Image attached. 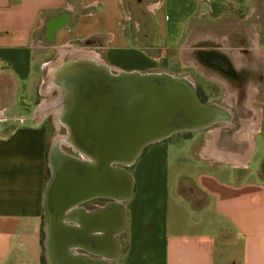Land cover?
Listing matches in <instances>:
<instances>
[{"label":"crops","instance_id":"obj_1","mask_svg":"<svg viewBox=\"0 0 264 264\" xmlns=\"http://www.w3.org/2000/svg\"><path fill=\"white\" fill-rule=\"evenodd\" d=\"M262 3L0 0V264H41L50 137L35 114L39 120L52 115L39 112L45 98L37 105L43 80L40 61L39 73L33 72V59L42 38L56 49L70 43L66 33L72 27L85 48L113 71L151 73L152 53L193 48L202 51L206 63L225 73L227 64L234 75L231 65L242 70L244 62L253 64L245 53L264 58L262 26L249 25L262 18L256 15ZM235 18L249 23L234 28ZM235 33L243 34V43L234 42ZM215 79L224 86V79ZM246 98L252 105L255 96L248 99L247 91ZM54 125L57 130L55 120ZM226 126L205 129L211 136L195 147L197 163L187 175L169 176L168 139L144 148L129 167L133 194L125 204V229L112 264H264V118L244 165L218 160L207 150L215 137L220 148L236 144Z\"/></svg>","mask_w":264,"mask_h":264},{"label":"water","instance_id":"obj_2","mask_svg":"<svg viewBox=\"0 0 264 264\" xmlns=\"http://www.w3.org/2000/svg\"><path fill=\"white\" fill-rule=\"evenodd\" d=\"M56 51L48 64L65 89L62 120L78 153L51 147L47 156L46 258L48 264H109L125 229L122 204L133 194L127 168L150 144L228 118L221 107L202 102L186 77L113 71L99 61L65 58ZM95 200L105 202L84 206Z\"/></svg>","mask_w":264,"mask_h":264},{"label":"rangeland","instance_id":"obj_3","mask_svg":"<svg viewBox=\"0 0 264 264\" xmlns=\"http://www.w3.org/2000/svg\"><path fill=\"white\" fill-rule=\"evenodd\" d=\"M258 6V7H257ZM256 7V15H261L262 18L256 19L252 18L250 23L247 21L239 20V19H234L233 21V27L234 28H243L245 27L244 25L249 23L251 26H258L260 23L263 29V34H262V39L264 41V3H262L260 6L262 7L259 9V5ZM93 13H96V9H93ZM91 12V13H92ZM261 12V13H260ZM92 13V14H93ZM257 28V27H256ZM66 33L67 37L70 38V43L69 41L61 45L60 47H57L54 49L53 43L48 42L45 37L41 39V44L42 47H39L36 49L35 57L33 59V72L37 71L39 73V68H38V62L40 61L41 63V68H40V75L42 80H45L48 77V66H44L43 64H48L52 63L56 59V50L57 49H63L65 48H79V49H85L88 50V48H85L86 46L84 45V41H79L72 32V27L71 30L69 29ZM159 38V37H156ZM245 37L243 34H238L235 33L233 34V40L235 43L238 42V40H241L243 43V39ZM156 44H158L155 41ZM264 45V43H262ZM53 46V47H52ZM94 52L93 50H89ZM216 51V50H215ZM197 50L193 48H188L186 51H180L179 49L172 50V51H167V52H154L152 53L151 58L153 61V67L150 68L149 72L153 73H159V72H166L167 74L176 76V77H186L190 79L193 84L194 88L196 89V92L200 98V100L204 103H213L220 105L222 107H225L224 104L226 103V89L222 87L219 82L214 78V74L217 73V69L214 66H211L210 64L206 63L199 56L197 55ZM217 52V51H216ZM246 58L250 59L253 64H250L248 62H244L245 67L243 68L240 72H238V80L236 81H229L224 78L225 81H227L228 84L221 80L220 81L224 84L226 88H228L229 95L233 94L236 95L237 97V104H234L232 109L233 114H234V122L235 125L234 128L237 130L240 128V120H245L248 119L252 116L251 111L247 110L245 107L246 103V94L248 91V88L253 84V88L256 90L258 89V93L254 94L255 99H253L252 105L258 110L259 112V117H260V124L263 122L264 118V59L263 57H260V61L254 60L252 57V53H245ZM148 56V54H145ZM193 57V58H192ZM226 59L231 62V59L226 56ZM197 62L195 63L194 62ZM195 63V64H194ZM256 63V64H255ZM195 65V66H194ZM247 65V66H246ZM252 67L253 69H248ZM254 69H258L256 72ZM40 78V79H41ZM49 82V81H48ZM225 82V83H224ZM47 82L42 83V87L44 88L46 86ZM257 88H256V87ZM58 88V87H57ZM231 91V92H230ZM58 89H55L49 96L43 97L42 93L40 96H38L37 99V105L44 99V98H56L59 96L58 94ZM39 101V102H38ZM228 105V104H227ZM230 106V105H229ZM35 122L38 120L39 123H41L46 129L48 130L49 133V143H48V153L52 147L53 140L56 138L58 135V131L55 128L54 125V118L52 115H47V117L43 120H39L38 118V113L35 114ZM221 126V124H215L212 126V128H217ZM235 129H230L231 134ZM225 130V129H224ZM229 130V131H230ZM61 135L67 134L65 131L64 127L60 131ZM229 134L224 132L223 140L227 142V144L230 142V137ZM258 133H255V136ZM211 136L208 131L203 130V131H193V132H183V133H177L174 134L168 138L167 141V146H168V156L170 161H172L169 166H168V174L169 176L171 175L172 177L177 176L178 172L186 174L189 172V170L193 169L194 165L197 163V158L194 156L195 152V147H197L201 142L204 144L205 140H207ZM228 140V141H227ZM230 147L233 149L237 147L235 144H230ZM63 151L67 152L68 154L76 156V152L73 149L70 148H63ZM182 157L183 161H174V157ZM48 161V159H47ZM48 163V162H47ZM49 169V167H48ZM128 171L131 170V168H127ZM49 171V170H48ZM187 175V174H186ZM102 202H105V200H102ZM101 202V203H102ZM98 203V202H97ZM99 203L98 205H101ZM86 208H91L92 205L85 204L84 205ZM44 225H45V215L43 216V231H42V260L43 264H48L47 258H46V251H45V230H44ZM42 264V263H41Z\"/></svg>","mask_w":264,"mask_h":264},{"label":"bare ground","instance_id":"obj_4","mask_svg":"<svg viewBox=\"0 0 264 264\" xmlns=\"http://www.w3.org/2000/svg\"><path fill=\"white\" fill-rule=\"evenodd\" d=\"M49 28H50V31H53L54 27L52 26ZM57 50L60 53L61 57H65V58L70 57L72 59H75L76 56H80L82 59L84 58L86 60L94 61V62L99 61V62H101V64H103L101 59H99V56L97 55V53L89 51V50H85L82 48L79 49V48H65V47L63 49H57ZM235 55H238V54L235 53ZM208 58H210V60H212L211 57H208ZM212 61H215L216 63H220L219 60H217V59H213ZM234 63L236 65V67H238V66L240 67V63L238 62V59L235 58ZM224 64H225V62H224ZM45 65L48 66L49 72H48V77L45 80H43V83L44 82H47V83H46V86L44 88L42 87V94H44L45 96H49V94H51L55 89H58V91H59L58 92L59 96H57L56 98L50 97L51 100L48 99L49 97L45 98L44 101L42 100L43 102L40 105V107L38 108L39 112H41L42 115L45 116L47 114H52V116L54 117V120H55V123L57 126L58 135L54 139L52 148L54 147V148L60 149L62 152H65L62 150L65 147V148L73 149L76 153H78L77 149L72 145L71 141L69 140L68 134H64V135L60 134L61 133L60 131L63 127L66 131V125L62 120V113H63V111L65 109V105H66L65 89L61 85H58L55 81L57 69L56 68L54 69L51 66V64L46 63L43 65V67ZM103 65L105 67H108L105 64H103ZM225 67H227L226 68L227 71L230 70L229 66H227V64H225ZM190 82L194 86V84L191 80H190ZM252 86H253V84L248 88V99L252 95L255 96L254 94L256 93L255 89ZM235 99H236L235 95H228L227 96L226 103L228 105H230L227 107L228 109L227 108L225 109L224 107H222L220 105L214 104L218 107H221L223 112L226 113V116H227L226 118H228V119L225 120L224 122H220V123L226 124L228 126V127L227 126L226 127L229 129L236 126L235 122H234V114L232 112L233 110L230 109L232 106H234ZM247 101H246L245 107L247 110L251 111L252 116L248 119L240 120L239 121L240 122L239 131L233 132V134L231 133V138L236 142L237 147L234 149L231 147L220 148V146L218 144H216L218 137H215L210 142L208 149H207L208 152L214 158L221 160V161H228V162L238 164V165H244L247 162L249 155H250V152L253 148V136L259 130V127H260L259 126L260 125V117H259L260 114L253 107V105H250V104L247 105ZM220 123H218V124H220ZM59 127H61V128H59ZM65 153H67V152H65ZM79 157L82 158V156H79ZM84 159H85L84 161H86L85 157H84ZM101 205H98V206H101ZM122 205L125 207V204H122ZM108 261H109L108 262L109 264H112V262L110 260H108Z\"/></svg>","mask_w":264,"mask_h":264},{"label":"flooded vegetation","instance_id":"obj_5","mask_svg":"<svg viewBox=\"0 0 264 264\" xmlns=\"http://www.w3.org/2000/svg\"><path fill=\"white\" fill-rule=\"evenodd\" d=\"M215 51V50H214ZM202 51L201 50H197V55L199 56V58H201L202 57V53H201ZM216 53H218V52H216ZM264 59V58H263ZM227 60V59H226ZM227 62L229 63V61L227 60ZM230 64H232L231 62H230ZM263 68V67H262ZM260 69V70H258V71H262V70H264V69ZM218 71H217V73H215L214 74V78H216V77H220V78H224V79H226V80H229V81H236V80H238V72H240L241 70H239V69H235L234 68V66L233 65H231V69H232V71H233V73H234V75L232 74V73H229L228 71L225 73L224 71L223 72H221L218 68H216ZM258 71H256V72H258ZM221 85V84H220ZM229 85V84H228ZM222 86V85H221ZM222 87H224V86H222ZM256 87V86H255ZM225 88V87H224ZM257 88V87H256ZM226 89V88H225ZM256 92L258 93V89H256ZM257 93H255V94H257ZM236 96V95H235ZM255 99V98H254ZM237 97H236V99H235V104H237ZM253 103V102H252ZM217 105V104H216ZM224 106H228L227 104H224ZM233 107V106H232ZM253 107H254V105H253ZM255 108V107H254ZM256 109V108H255ZM258 111V110H257ZM261 122V121H260ZM98 202V203H97ZM102 202V200H95V201H92V202H89V203H86V204H89V205H92V204H99V203H101ZM103 203V202H102ZM42 258V257H41Z\"/></svg>","mask_w":264,"mask_h":264},{"label":"built area","instance_id":"obj_6","mask_svg":"<svg viewBox=\"0 0 264 264\" xmlns=\"http://www.w3.org/2000/svg\"><path fill=\"white\" fill-rule=\"evenodd\" d=\"M3 118L1 117L0 120H2ZM92 207H99L97 204H92ZM91 207V208H92Z\"/></svg>","mask_w":264,"mask_h":264},{"label":"trees","instance_id":"obj_7","mask_svg":"<svg viewBox=\"0 0 264 264\" xmlns=\"http://www.w3.org/2000/svg\"><path fill=\"white\" fill-rule=\"evenodd\" d=\"M41 263L43 264V260H42V258H41Z\"/></svg>","mask_w":264,"mask_h":264}]
</instances>
